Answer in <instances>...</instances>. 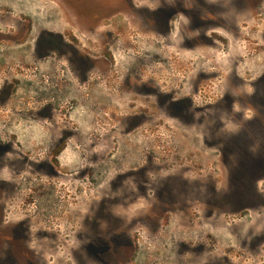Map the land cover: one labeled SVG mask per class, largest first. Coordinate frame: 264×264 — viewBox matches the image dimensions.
<instances>
[{
  "label": "rangeland",
  "instance_id": "rangeland-1",
  "mask_svg": "<svg viewBox=\"0 0 264 264\" xmlns=\"http://www.w3.org/2000/svg\"><path fill=\"white\" fill-rule=\"evenodd\" d=\"M190 2L0 0V40L13 41L0 45V68L27 67L34 48L15 46L50 32L94 67L74 86L68 55L54 53L34 81L0 77L12 88L0 108V264H205L209 254L239 264L244 240L264 232L239 178L240 154L264 152V129L246 148L241 133L264 123V108L259 118L251 108L264 103V0L194 31ZM61 106L77 125L56 174L48 147L68 131ZM40 109L52 127L35 121ZM263 167L244 155L245 198L247 169Z\"/></svg>",
  "mask_w": 264,
  "mask_h": 264
},
{
  "label": "flooded vegetation",
  "instance_id": "flooded-vegetation-1",
  "mask_svg": "<svg viewBox=\"0 0 264 264\" xmlns=\"http://www.w3.org/2000/svg\"><path fill=\"white\" fill-rule=\"evenodd\" d=\"M254 1H257L256 3L257 7L261 5V0H254ZM216 3L217 2H213L212 0H191L190 5L186 7V14L187 16H189V23L191 25L192 31L199 29V28H203V27L208 28L209 26L213 25V22H215L216 19L218 21L219 19L222 18L221 23H223L224 21H227L226 17L228 16L237 17L238 15L242 14L245 11L246 6L249 5V7H251L255 5V3L250 4L249 0H221V2L218 3V5ZM228 22H232V21L228 20ZM215 23L219 25H223L220 22H215ZM2 24H4V21H1L0 23V34L5 33L4 30L2 29V27L4 26ZM7 33H10V31L7 30ZM1 43L8 44V43H13V41L9 42L3 39L2 41L0 40V45H2ZM29 44L34 48V51L31 54V58H30V61L28 62L29 63L28 66L25 67L21 64L15 63L13 67L6 66L4 68H0V77L3 80H5L6 77L7 79L12 77L13 79H17V81H19L20 79L34 81L33 79H37L38 74H40L39 68L35 66L37 62H44V61L51 59V55H53L54 53H58L59 55L63 53V54L68 55L67 57H65V61L68 63V66L70 69V75L74 76V77L73 76L68 77L69 80H72L69 83L74 84V86L75 85L78 86L80 84H85L87 82L88 78L85 74V71L89 73L90 70H92L94 67L91 65V60L89 59V57L80 53V51L78 52L77 49L73 47L72 43L65 42L60 36H55L53 33L50 32L48 34L41 33L40 35H38L37 40L32 41V42H29V41L20 42V45L15 46V47L27 46ZM192 44L193 46H200V45L204 46L208 44V42H203V39L198 38V39L193 40ZM2 51H4V49L1 47L0 52ZM59 57H63V56H59ZM96 61H97L96 63H98V60ZM75 67L77 69H75ZM76 71H78V73ZM5 72H7V74L9 75H6ZM62 82L65 83L64 80H62ZM11 92H12V88L5 87L3 83V85L0 87V108L5 104V102L8 101L11 95ZM228 100H229V96H226L225 101L228 102ZM261 104L259 103V105L251 106L252 109L258 112L259 115L257 116V118L260 117V112L262 108H264V103L261 102ZM171 105L177 106L179 104H177V102H174ZM201 107H202V104H201ZM204 108L206 110L207 106H205ZM62 109L63 107L61 106L60 111H59L60 113L59 117L61 118H59V120L63 124L62 126L64 128L65 127L68 128V131L63 132V134L57 139H53L50 136L49 141L51 142V146L48 147V153L50 155L49 157L50 167L53 170V172L56 174H60L58 170L61 169V163H60L61 156L67 150V143H66L67 140L73 136L70 132H72V129H74V127L77 125L76 122H70V120L66 118L65 113H68V110H65V112L63 113ZM34 117H35V121H41V119L43 120V118L45 117L47 121L49 120V123H50L49 127H52L53 125L52 124L53 115L50 114L48 111L46 112L45 110H42V109L35 110ZM68 118H69V115H68ZM1 119L3 120L2 116H0V120ZM129 125L132 127V129H135L139 127L140 123L132 122ZM260 129H264V123H260V126L256 128L250 127V126L242 127V132H241L243 134L242 143L244 144L245 148L247 145L254 144L252 140H254V138H256L259 135V133H261ZM260 140H261L260 142H262V140L264 141V137ZM9 142L13 144L11 139H9ZM205 143L207 144L208 147H212L213 145L212 141H208ZM248 149L250 150V148H246L244 153L240 154V157H242V161L240 163L241 174H239L240 175L239 178L243 182L240 185V191L242 193L241 203L243 205H247V207L254 205L253 208L257 209L255 210L257 211V214L260 212V215H261V213L263 212L262 209H264V202L260 201V194L257 191V183L263 180V178H258V179H255V178L260 175H264V167L263 169L259 171L252 170L251 168L247 169L248 170L247 179L249 181V184H248L249 194L253 196V199H251L249 196L245 198L244 184H245L246 178L244 174V155L247 153V155L250 158H256L259 156L264 157V152H252V151L249 152ZM4 152L5 150H2V153ZM231 155L232 154L222 153L221 158L222 160L228 159V157ZM229 175L231 177L232 173L230 172ZM73 195H76V192H74ZM67 197H68L66 200L67 202L72 200V196L69 195ZM247 207L245 206V208ZM257 218H260V216L258 215ZM97 222H98V225H100V222L99 221ZM245 246L246 247L251 246V248L246 249L247 251L245 252H241L242 255L239 256V260H238L239 264H264V249H263L264 232L255 233L253 242L244 240L243 247ZM206 257L208 259L204 261L205 264L215 263L214 257H212L211 254H209ZM41 263L42 261L38 259H34L33 262L32 261L29 262V264H41ZM97 263L99 262L97 261Z\"/></svg>",
  "mask_w": 264,
  "mask_h": 264
}]
</instances>
